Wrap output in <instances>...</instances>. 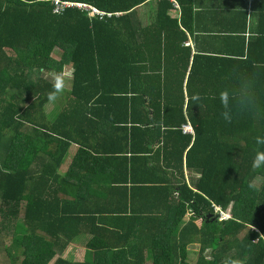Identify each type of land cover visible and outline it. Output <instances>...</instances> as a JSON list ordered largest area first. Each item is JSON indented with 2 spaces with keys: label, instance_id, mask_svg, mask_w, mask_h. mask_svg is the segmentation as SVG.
Returning <instances> with one entry per match:
<instances>
[{
  "label": "trees",
  "instance_id": "16d2710c",
  "mask_svg": "<svg viewBox=\"0 0 264 264\" xmlns=\"http://www.w3.org/2000/svg\"><path fill=\"white\" fill-rule=\"evenodd\" d=\"M52 9L0 0L2 264H264V78L193 93L188 64L131 60L118 16Z\"/></svg>",
  "mask_w": 264,
  "mask_h": 264
},
{
  "label": "crops",
  "instance_id": "0c3cea01",
  "mask_svg": "<svg viewBox=\"0 0 264 264\" xmlns=\"http://www.w3.org/2000/svg\"><path fill=\"white\" fill-rule=\"evenodd\" d=\"M65 1L86 3L103 14L118 16L117 27L126 33L123 36H128L120 45L130 48L131 60L160 58L180 73L188 64L185 84L191 70L195 80H212L208 91L223 93L235 92L233 85L226 84L228 78L241 81L240 87L264 78V72L255 71L258 64H264V0ZM193 85V93L201 91L197 80ZM244 89L240 93L263 91L258 83ZM77 150L76 145L70 148L61 174L69 170ZM86 187L98 185L85 182L82 193ZM79 249L85 252L84 248ZM78 255L76 251L75 257Z\"/></svg>",
  "mask_w": 264,
  "mask_h": 264
},
{
  "label": "rangeland",
  "instance_id": "374dc122",
  "mask_svg": "<svg viewBox=\"0 0 264 264\" xmlns=\"http://www.w3.org/2000/svg\"><path fill=\"white\" fill-rule=\"evenodd\" d=\"M54 56H55V58H59V57H60V52H59V51H56V52L54 53ZM69 69H70L69 66H67V67L65 68V74H64L63 78L61 79V81L58 82V85H59L61 88H63V90H66V91L69 90L70 87H71V72L69 71ZM54 106H55V105L47 106L45 112H46V113H49V112L52 110V108H54ZM225 214H226V213H225ZM22 215H23V212H22V214H21L20 217H19V219H21V220H22ZM226 215H227V214H226ZM226 219H227V218H226ZM3 233H4V232H3ZM3 239H4V241H5L6 244H9L10 235H7V236L4 235ZM0 248H2V247L0 246ZM189 248H190V259H189V261H190L191 264H194V263L196 262V259H197V256H198V249H199V246H197V245H191ZM77 251H78V254H80V255H78V257H79V258H82V257H83L82 254H83L84 251H81L80 249L77 250ZM1 252H3L2 249H1ZM1 252H0V264H2V262L4 261V259H3L4 255L1 254ZM21 253H22V252H19V255H20Z\"/></svg>",
  "mask_w": 264,
  "mask_h": 264
},
{
  "label": "built area",
  "instance_id": "2783aa9c",
  "mask_svg": "<svg viewBox=\"0 0 264 264\" xmlns=\"http://www.w3.org/2000/svg\"><path fill=\"white\" fill-rule=\"evenodd\" d=\"M52 4H54V9H52V12L55 14H62L66 9L72 8V7H78L80 9L89 11L90 16H96V15H104L102 12H99L97 9L90 7L89 4L86 3H79L74 1H65V0H52ZM184 133L187 134H194L193 128L191 126H186L183 129ZM216 212L220 215V220H224L228 218V214L226 215L224 212L220 210V208L215 207Z\"/></svg>",
  "mask_w": 264,
  "mask_h": 264
},
{
  "label": "clouds",
  "instance_id": "9594fccd",
  "mask_svg": "<svg viewBox=\"0 0 264 264\" xmlns=\"http://www.w3.org/2000/svg\"><path fill=\"white\" fill-rule=\"evenodd\" d=\"M261 161H264V154H258L256 160L254 161V165L259 164Z\"/></svg>",
  "mask_w": 264,
  "mask_h": 264
}]
</instances>
